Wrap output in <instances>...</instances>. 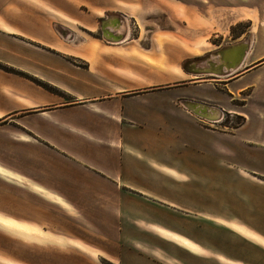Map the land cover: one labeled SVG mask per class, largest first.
<instances>
[{"label":"crops","instance_id":"crops-1","mask_svg":"<svg viewBox=\"0 0 264 264\" xmlns=\"http://www.w3.org/2000/svg\"><path fill=\"white\" fill-rule=\"evenodd\" d=\"M161 2L0 0V151L21 163L0 169L22 192L0 215L51 239L22 238L53 249L38 264H264V0ZM249 40L234 74L182 78Z\"/></svg>","mask_w":264,"mask_h":264},{"label":"rangeland","instance_id":"rangeland-1","mask_svg":"<svg viewBox=\"0 0 264 264\" xmlns=\"http://www.w3.org/2000/svg\"><path fill=\"white\" fill-rule=\"evenodd\" d=\"M83 1H86V0H79V2H83ZM143 1H144L145 6H147L149 4L152 8H156V9L158 8L159 10L161 9L160 7L162 5V2H161L162 0H143ZM152 1H156V2L153 3ZM148 9L150 10V7H148ZM120 23H122V20ZM120 23H118V24H120ZM145 24H147V23L145 22ZM145 24L140 23L139 26L140 25L145 26ZM94 25L97 28V30H96L97 32L95 34H92L90 32L88 33L86 30H83L86 33L83 31L82 32L78 31V33L80 35L86 36L88 39L91 38V36L96 37V38L97 37L100 38L101 37V30L99 27L100 22L97 20L96 21L94 20ZM54 26H56V25H54ZM245 26H247V24H244L241 26L242 31L245 30V28H246ZM144 30H146L145 27H144ZM148 30L149 29H147V31ZM62 34L65 35V33H62ZM86 34H88V36ZM142 35H143V33H142ZM59 36H61V35H59ZM67 37H69V36H66V38ZM197 51H199V50H195L194 52L196 53ZM196 59H198V57L194 58V59H188L187 61H185L183 63V65L190 60H196ZM71 61L73 62V60H71ZM180 74H182V78H187L188 80L193 81V79L190 76L191 73L190 72L187 73L184 68L182 71H180ZM236 106L240 107L241 105L237 104ZM235 109L238 110L237 107H235ZM240 123H241V121L239 119H236V118L231 119L228 114H225L221 125L223 128L224 127L229 128V127H235L236 125H239ZM225 130H227V129H225ZM0 138H2L1 135H0ZM0 163L4 164L5 166H9L10 168H15L18 170L21 169L20 158L11 157L9 154H5L2 151H0ZM1 170L2 169H0V172L2 173ZM6 178L7 177L5 176V174H3V173L0 174V181H1L0 182V211L7 212L8 214L10 212H13L16 214V211H14L15 209H13L12 205H10L9 203L11 202L12 198H17V199L22 198L21 188L19 185L6 183L5 182ZM19 216H21V215H19ZM0 220L12 224L13 227L21 226L30 232V234H22V233L15 231V229H7L3 225H0V257H2V260L5 261V262L0 263V264H9L6 262L11 260V259L14 260L15 263L21 264L24 254L27 257L29 256V260L31 263L35 262V264H38L37 261L32 260V259L37 260L38 257H42V258H44V260L47 259L45 262L48 263L49 259L54 255L53 249H51L49 247H45V246H39L41 244H36V243H22L21 240H22V238H25L28 240H34V241H49L51 239L46 237L43 232L39 233L38 231H35L34 229L23 226V225H26L29 227H34L30 224H26L23 222H17L15 220H12V219H10L6 216H3V215H0ZM5 240L11 241V242L1 243V241H5Z\"/></svg>","mask_w":264,"mask_h":264},{"label":"bare ground","instance_id":"bare-ground-1","mask_svg":"<svg viewBox=\"0 0 264 264\" xmlns=\"http://www.w3.org/2000/svg\"><path fill=\"white\" fill-rule=\"evenodd\" d=\"M120 20H118L119 23L121 22ZM108 21H110V19L106 21V24L108 23ZM110 22L108 24H110ZM130 22L131 21H130L129 18H126L125 20L123 19L122 23H120L119 25L116 24L115 26H110L111 28L107 32L110 33V35H120L123 38L122 40L124 41L126 38H128L131 35V33L133 31ZM139 27H140L141 32L144 33L145 32V30H144L145 26L140 25ZM107 28H109V27H107ZM250 42H251V40L248 41L247 45L241 44V45H238V46H235V47H232L234 45L225 46L227 49L224 51V53L228 52L227 54L233 55L232 49L234 48L233 49L234 53H235L234 57L236 58L235 62H233V63L229 62V63H226V65L235 66V64L237 63L238 59H240L238 61L239 65L234 67V69H231V70L222 69L221 71L220 70L217 71V70H215V68H212L213 66H211V65L208 66V68H206V66H205L206 63H191L190 65L187 66V69L191 72V75L190 74L189 75L191 76L193 81H200L201 76L200 77L198 76L200 74H194V73H196V72L201 73V74H202V72L203 73H210V74H213V75L215 74V75H217L218 77H221V78H225L226 75L234 74V71L244 61V59H245V57L247 55V52H248L247 50H249ZM221 49L217 50V52L220 51ZM224 58L227 59L228 57H224ZM195 106L192 105L193 108H196ZM197 109L198 110L202 109V110H205V111L207 110V108H201V107H198ZM0 225H3L7 229H15V231H17L19 233H22V234H30V232L28 230H26L25 228H23L21 226L13 227L12 224H10L8 222H5V221H1L0 220Z\"/></svg>","mask_w":264,"mask_h":264},{"label":"water","instance_id":"water-1","mask_svg":"<svg viewBox=\"0 0 264 264\" xmlns=\"http://www.w3.org/2000/svg\"><path fill=\"white\" fill-rule=\"evenodd\" d=\"M105 27L104 26H102V30H103V34L105 35V29H104ZM247 43L248 42H243V43H241V44H244V45H247ZM241 44H237V45H234V46H232V47H235V46H238V45H241ZM250 47V46H249ZM230 48V47H229ZM227 48L226 47H223L220 51H218V52H215L214 54H211V55H207V56H205L204 58H202L201 60H195V61H188V62H186L185 63V65H184V69H185V71L188 73V72H190L189 70H187V66L188 65H190L191 63H206V64H208V65H211V66H213L212 68H215V70H222V69H228V70H231V69H234V67H236V66H238L239 64H238V61L240 60V59H238V61H237V63L235 64V66H229V65H226V63H229V62H235V60H236V58L234 57L235 55V53H234V48L232 49V51H233V55H229V54H227V53H224V51L226 50ZM248 51V50H247ZM231 54V53H230ZM229 55V56H228ZM224 57H228L227 59H225ZM207 70V69H206ZM208 72V71H207ZM191 73V72H190ZM194 74H200L201 75V73H198V72H196V73H194ZM202 74H204L203 72H202ZM192 105H194V104H190V106H189V104H187V106H188V108H190L191 110H192ZM195 106V105H194ZM196 108H198L199 106H195ZM194 110H196V109H194ZM200 111L201 112H205V110H202V109H200ZM208 111V110H207ZM216 114L218 115V117H219V115H220V112H216Z\"/></svg>","mask_w":264,"mask_h":264},{"label":"built area","instance_id":"built-area-1","mask_svg":"<svg viewBox=\"0 0 264 264\" xmlns=\"http://www.w3.org/2000/svg\"><path fill=\"white\" fill-rule=\"evenodd\" d=\"M101 32H102V34H103V30H102V28H101ZM103 36H104V34H103Z\"/></svg>","mask_w":264,"mask_h":264}]
</instances>
